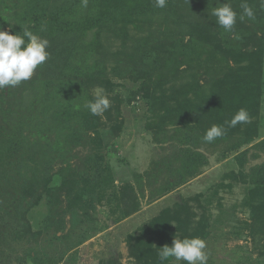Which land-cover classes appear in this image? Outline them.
I'll return each instance as SVG.
<instances>
[{
    "label": "rangeland",
    "instance_id": "1",
    "mask_svg": "<svg viewBox=\"0 0 264 264\" xmlns=\"http://www.w3.org/2000/svg\"><path fill=\"white\" fill-rule=\"evenodd\" d=\"M241 2L0 0V30L49 53L0 90V264H161L175 235L264 264V8Z\"/></svg>",
    "mask_w": 264,
    "mask_h": 264
},
{
    "label": "clouds",
    "instance_id": "2",
    "mask_svg": "<svg viewBox=\"0 0 264 264\" xmlns=\"http://www.w3.org/2000/svg\"><path fill=\"white\" fill-rule=\"evenodd\" d=\"M264 8V0H259ZM167 0H154L156 8L166 7ZM243 15L252 18L255 13L247 3L242 0L240 4ZM216 17V23L225 31H231L237 22V13L230 4L224 3L212 11ZM48 41L33 34L32 31L24 29L22 35H11L7 31L0 30V90L6 87H15L20 83L29 80L35 70L42 65L49 57L46 51ZM87 107L92 115H98L110 107L107 96L97 95L94 101H90ZM249 114L246 109H239L230 121L225 123L229 127H236L237 124L246 123ZM225 129L221 125H213L203 137L205 142L211 143L222 137ZM158 253L161 264L171 260L173 264H207L208 254L205 251L206 242L201 238H177L172 240L171 246L165 245L159 248Z\"/></svg>",
    "mask_w": 264,
    "mask_h": 264
},
{
    "label": "trees",
    "instance_id": "3",
    "mask_svg": "<svg viewBox=\"0 0 264 264\" xmlns=\"http://www.w3.org/2000/svg\"><path fill=\"white\" fill-rule=\"evenodd\" d=\"M171 1H172V0H171ZM247 88H248L247 91L249 92V91H250V89H249V85H247Z\"/></svg>",
    "mask_w": 264,
    "mask_h": 264
}]
</instances>
